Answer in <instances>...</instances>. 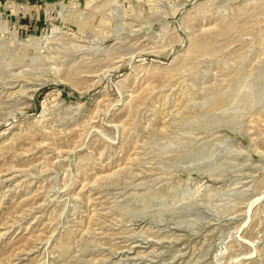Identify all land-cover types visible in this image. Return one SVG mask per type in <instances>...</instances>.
<instances>
[{"label":"rangeland","instance_id":"rangeland-1","mask_svg":"<svg viewBox=\"0 0 264 264\" xmlns=\"http://www.w3.org/2000/svg\"><path fill=\"white\" fill-rule=\"evenodd\" d=\"M0 264H264V0H0Z\"/></svg>","mask_w":264,"mask_h":264}]
</instances>
